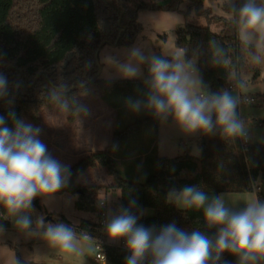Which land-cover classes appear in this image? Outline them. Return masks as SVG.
<instances>
[{
  "label": "trees",
  "instance_id": "trees-1",
  "mask_svg": "<svg viewBox=\"0 0 264 264\" xmlns=\"http://www.w3.org/2000/svg\"><path fill=\"white\" fill-rule=\"evenodd\" d=\"M185 1L169 0V3L162 5L157 0H0V72L7 76L10 84H21L15 92L11 110L15 111L18 118L23 119L27 113L32 121L37 122L42 110L54 107L47 100L46 86L54 85L61 79L73 84L87 81L89 94L100 92L103 101L116 110L119 121V113L126 108L125 97L134 92L135 86L144 85V81L101 78V49L106 44L132 45L143 30L139 11H181L180 6ZM207 1L212 0H192L183 12L189 15L194 8L197 13L206 16L208 25H195L187 20L185 26L177 31L176 45L186 50V59L197 60V67L208 90L219 92L228 90L230 81L224 69L211 65L209 41L216 39L234 55L240 54L241 46L233 25L225 17L212 14L209 8H205ZM236 3H242V0H236ZM212 25L220 30L215 32ZM89 61L92 67L87 69L85 64ZM248 67V63H243L240 70L244 71ZM249 69L253 70L255 78L259 77L260 66L250 65ZM81 92L79 87H73L68 95L80 97ZM8 111L6 101H0V115L6 117ZM238 113L240 115L239 108ZM74 119V116H69V121ZM171 121V118L161 121L150 115L125 127L116 123L111 144L105 150L84 156L70 166L71 180L57 193L78 194V209L102 215L104 212L94 204L101 186L79 182L86 170L101 167L112 177V182L104 188L120 193L116 212L135 200L137 210L143 212L139 224L159 228L174 222L177 228L185 232L191 233L198 229L210 238L215 237L217 229L206 228L202 212H185L165 202L170 188L200 186L210 197L222 193L257 191L259 198L264 201V143L251 142L248 150L243 152L240 139L231 143L223 140L219 134L200 133L199 157L189 153L175 157H160L157 154L150 161L152 171L144 181L124 177L116 158L131 156L128 150L118 151L121 143L150 125L155 127L153 139L156 140L160 123ZM7 126L12 127L11 121H7ZM151 150L156 151L157 146ZM144 152L143 149L139 151L141 155ZM34 200L51 223L63 222L77 232L84 230L97 238L96 244L101 246L106 255V264H125V257L129 255L127 249L107 243L105 227L84 219L76 225L62 212L43 209L39 197ZM148 209H152L153 214H147ZM3 213L4 209L0 206V225L8 227L10 220L4 218ZM223 260L228 261V264H237L236 257L227 252L223 254ZM18 261L20 264H29L19 257Z\"/></svg>",
  "mask_w": 264,
  "mask_h": 264
},
{
  "label": "clouds",
  "instance_id": "clouds-1",
  "mask_svg": "<svg viewBox=\"0 0 264 264\" xmlns=\"http://www.w3.org/2000/svg\"><path fill=\"white\" fill-rule=\"evenodd\" d=\"M223 7L226 19L235 28L240 54L234 55L216 39L209 41L208 48L211 65L227 72L233 90L209 91L196 60L186 59L185 49L156 55L145 54L142 47L134 45L124 52V59L119 54L105 58L120 79L144 77L141 66H148L145 98L126 100L132 113L143 110L161 121L171 118L187 135L219 134L231 143L249 140L248 125L241 119L238 108L254 101L249 95L252 93L249 77L240 66L243 63L264 66V0H242L239 4L236 0H223ZM174 17L176 24L183 23L179 16ZM91 67V62H86L85 68ZM86 84L87 81L73 84L61 79L46 86L47 100L66 116H87L89 109L78 95H68L73 87H79L82 89L79 95L87 96ZM20 87L19 82L10 84L0 72V101L9 106L7 116L0 115V206L4 218H13L16 228L28 236L42 238L50 248L81 257L95 240L87 231L77 232L63 222L46 223L42 215L35 222L31 218L35 211L33 200L50 197L66 187L72 171L70 165L48 152L39 139L41 129L18 118L11 110ZM7 121H11L12 127L7 126ZM165 202L185 212H202L206 228L217 229L215 237L210 238L198 229L185 232L174 222L159 228L145 227L138 223L143 212L137 210V203L132 200L127 207L110 214L104 228L110 241H124L129 253L125 264H228L222 259L225 252L236 257L237 264H264V201L257 193L240 210L228 206L224 195L210 197L200 186L172 187ZM5 230L0 225V234ZM14 264L20 262L15 259Z\"/></svg>",
  "mask_w": 264,
  "mask_h": 264
},
{
  "label": "rangeland",
  "instance_id": "rangeland-1",
  "mask_svg": "<svg viewBox=\"0 0 264 264\" xmlns=\"http://www.w3.org/2000/svg\"><path fill=\"white\" fill-rule=\"evenodd\" d=\"M191 1L192 0H186L180 6L181 11H139V21L143 25V30L138 34L134 43L129 46L106 44L101 49L99 61L104 64L105 67L100 77L104 79H120L115 76V69L105 63V58L109 55L119 54L120 58L124 59V52L134 45L142 47L145 54L161 53L165 55L182 50L176 45L177 31L180 27L185 26L187 20L195 25H208L206 16L200 15L194 8L189 15L183 12L188 9V4ZM157 2L165 5L169 3V0H157ZM205 8H209L212 14L226 18L227 13L223 10V0L207 1L205 2ZM174 16H179L183 23L176 24L177 21ZM211 28L215 32L220 30L215 25H212ZM248 66L250 67V64H248ZM141 67L144 77L131 80L144 81V78L147 77L146 71L148 66L145 64ZM249 67L242 72L249 77V87L252 90V93L249 95L254 97L256 102L250 105H241L239 107L240 117L248 125L251 142L262 144L264 143V66H260L261 71L257 78H255L253 70L249 69ZM230 84L232 83L230 82ZM144 89H146V87L143 84L135 86L134 92L125 97L126 100L128 98L143 100L147 92V89ZM232 90L233 89H228L230 92ZM78 98L83 104L87 105L89 115L87 117L82 116L79 124L77 123L76 127L73 125L75 127L73 130L68 121L70 115L66 116L60 113L55 106L50 110H42L39 113L37 122L32 121L27 113L23 116V120L26 123L41 129L39 139L47 146L48 152L61 163L70 166L75 164L82 157L96 151L105 150L108 147L104 148L107 141L106 139L111 135L113 126L112 120H116L117 118L116 111L114 113L115 117H113L111 110H114V108H111L103 101L100 92H92L87 96H80ZM150 115H152L150 112L143 110L139 113H132L126 107L123 112L119 113V121L117 120L116 123H118L120 127H125L127 124L137 119H142ZM150 126L155 130L153 125ZM142 132L143 131H140V133L131 135L127 141H123L119 146L118 151L121 152L124 150L140 151L141 149L146 151L139 159L118 160L122 174L126 178L144 181L149 176V173L152 171L150 161L157 156L158 145L162 154L167 153L174 157L187 153L199 156L201 153L198 144V136L200 133L187 135L172 121L160 123L156 135L159 142L156 151H152L151 149L147 150L149 147L147 138L150 134L148 135L146 133L147 131ZM174 135L178 136L177 140H175L176 142L172 140ZM183 140H185V142H183ZM98 145L103 149L99 150ZM171 145H173V148H171ZM134 170L140 171L134 172ZM79 182L83 185L101 186L94 198V204L100 207V201L105 200V212L102 215L78 209L76 207V202L79 195L72 193L56 192L47 198L39 197V202L43 209L48 212H62L74 224L85 218L93 220L91 222L92 224H100L103 219L107 220L110 214L116 213V203L118 200L115 201L113 193H110V191L104 188V186L112 182V177L108 174L105 175L103 168H89L81 175ZM221 195H224V199L228 206H232L235 210H240L245 207V202L255 199L256 194L255 192H247L222 193ZM33 207L35 209V211L31 213L33 222H35L37 216L42 215L44 218L47 216L37 206L36 200H33ZM147 214H153V210L148 209ZM9 220L10 226L4 227L6 229L5 232L0 234V264H14V260H18V257L29 264H98L94 259L98 252L96 244L97 238L95 237H93L95 240L91 245L87 246L88 250L85 251L83 256H71L50 248L47 242L40 237L26 235L15 227L13 218H9ZM45 222L47 223L50 221ZM105 241L113 242L110 241L109 238ZM115 243L122 244V240Z\"/></svg>",
  "mask_w": 264,
  "mask_h": 264
},
{
  "label": "crops",
  "instance_id": "crops-1",
  "mask_svg": "<svg viewBox=\"0 0 264 264\" xmlns=\"http://www.w3.org/2000/svg\"><path fill=\"white\" fill-rule=\"evenodd\" d=\"M100 62V61H99ZM101 65H102V71L100 72V74L104 71V64H102V63H100ZM231 85V84H230ZM112 111V115H113V117H115V115H114V113H115V109L114 110H111ZM82 116H84V115H81L80 117H75V119L73 120V121H69V119H68V121L70 122L69 123V125L71 126V128H72V130L77 126V123L79 124V122L81 121L80 119L82 118ZM88 116V115H87ZM87 116H84V117H87ZM116 117H117V115H116ZM112 122H113V126H112V131H111V135L106 139L107 141H106V144H105V146H104V148L105 147H107V146H109L110 145V143L112 142V139H113V134H114V130H115V126H116V122H117V118H116V120L114 119V120H112ZM173 122V121H172ZM75 127H74V126ZM160 126V125H159ZM159 126H158V128H159ZM148 127H150V128H148ZM146 126V127H143L140 131H147L146 133L149 135L148 136V149H151V148H153L155 145L157 146L158 144H159V142H158V137H157V139L155 140V139H151V138H154V128L152 127V126ZM152 127V128H151ZM148 129V130H147ZM150 129V130H149ZM140 131L138 132V133H140ZM142 132V133H143ZM152 134V135H151ZM177 138H178V136H173V138H172V140L173 141H175V140H177ZM186 141H187V139H186ZM176 142V141H175ZM183 142H185V140H183ZM198 144H199V147H200V135L198 136ZM93 147V146H92ZM96 148H97V146H96ZM171 148H173V145H171ZM171 148H169V149H171ZM98 149L99 150H101V149H103V148H100L99 147V145H98ZM168 149V148H167ZM166 149V150H167ZM201 150V149H200ZM127 153H129V155L131 156V157H117L116 159L117 160H134V159H136L137 157H139V158H141L144 154H140L139 153V151H127ZM83 154V153H82ZM189 154H191V153H189ZM201 154V153H200ZM192 155V154H191ZM158 156H160V157H162V156H167V157H174V156H171V155H169V154H167V153H161L160 152V147H159V145H158ZM193 156H196V157H199L198 155H193ZM81 157V156H80ZM137 169V168H136ZM137 171H140V170H134V172H137ZM104 174L106 175L107 173L105 172V170H104ZM184 175H186V173H184ZM110 193H113V195L115 196V201H117L118 199H119V196H120V193H119V191H110ZM257 193V191H255V194ZM221 195V194H220ZM101 201H105V200H101ZM100 201V202H101ZM97 214V213H96ZM83 220V219H82ZM84 220H88V221H90V222H92L93 220H90V219H88V218H85ZM71 221V220H70ZM72 222V221H71ZM80 223V221L78 222V223H76V225L77 224H79ZM117 244V243H116Z\"/></svg>",
  "mask_w": 264,
  "mask_h": 264
},
{
  "label": "built area",
  "instance_id": "built-area-1",
  "mask_svg": "<svg viewBox=\"0 0 264 264\" xmlns=\"http://www.w3.org/2000/svg\"><path fill=\"white\" fill-rule=\"evenodd\" d=\"M229 89H233V84H231L230 86H229ZM252 99H253V101L254 102H256V99L254 98V97H251ZM253 102V103H254ZM250 144H251V140H250V138H249V140L245 143L244 141H242L241 140V145H242V150H243V152H246L247 150H248V147L250 146ZM100 205L102 206H100V209L103 211V212H105V209H104V207H105V202L104 201H101L100 202ZM105 222H106V219H103L101 222H100V225H102L103 227H105ZM91 236V235H90ZM107 242V241H106ZM107 243H115V242H107ZM116 244V243H115ZM118 245H120V246H123V247H125V243H124V241L122 240V244H118ZM97 247H98V252L96 253V256H95V261H96V263H98V264H106V255H105V253L102 251V248H101V246L100 245H98L97 244ZM126 248V247H125ZM223 259V258H222Z\"/></svg>",
  "mask_w": 264,
  "mask_h": 264
},
{
  "label": "water",
  "instance_id": "water-1",
  "mask_svg": "<svg viewBox=\"0 0 264 264\" xmlns=\"http://www.w3.org/2000/svg\"><path fill=\"white\" fill-rule=\"evenodd\" d=\"M156 55H162L161 53H158V54H156ZM99 67H100V71H99V74H100V72L102 71V65L100 64V62H99ZM37 203V202H36ZM48 219H49V217L48 216H46L45 217V221H48Z\"/></svg>",
  "mask_w": 264,
  "mask_h": 264
}]
</instances>
